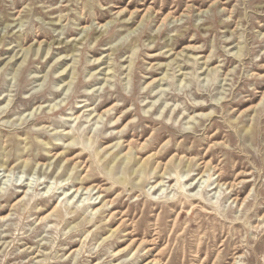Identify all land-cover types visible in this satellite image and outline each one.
I'll use <instances>...</instances> for the list:
<instances>
[{"label":"rangeland","instance_id":"374dc122","mask_svg":"<svg viewBox=\"0 0 264 264\" xmlns=\"http://www.w3.org/2000/svg\"><path fill=\"white\" fill-rule=\"evenodd\" d=\"M0 264H264V0H0Z\"/></svg>","mask_w":264,"mask_h":264},{"label":"bare ground","instance_id":"6f19581e","mask_svg":"<svg viewBox=\"0 0 264 264\" xmlns=\"http://www.w3.org/2000/svg\"><path fill=\"white\" fill-rule=\"evenodd\" d=\"M49 106V105H48ZM39 108H41V105H39V106H37L34 110H38ZM1 167H4V166H1ZM5 169V168H4ZM172 180V179H171ZM176 181L178 182L179 181V177L178 176H176ZM160 182H162V181H160ZM159 182V183H160ZM158 183V184H159ZM79 189H85V190H87V189H89V188H82L81 186L80 187H77V188H75L74 190L75 191H79ZM195 200H196V198H194ZM21 201V200H20ZM180 212H178V214H179ZM113 215L115 214V212L114 213H112ZM112 215V216H113ZM124 216H126V214H122L121 215V218H123ZM154 234H156V233H154ZM151 240H153V239H151ZM151 240H149V241H141V243L140 244H142L143 242H150L151 243ZM133 243V241H131L129 244H132ZM154 260V259H153Z\"/></svg>","mask_w":264,"mask_h":264}]
</instances>
